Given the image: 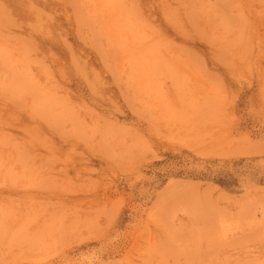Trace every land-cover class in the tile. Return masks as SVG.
I'll use <instances>...</instances> for the list:
<instances>
[{
  "label": "rangeland",
  "instance_id": "obj_1",
  "mask_svg": "<svg viewBox=\"0 0 264 264\" xmlns=\"http://www.w3.org/2000/svg\"><path fill=\"white\" fill-rule=\"evenodd\" d=\"M0 264H264V0H0Z\"/></svg>",
  "mask_w": 264,
  "mask_h": 264
}]
</instances>
